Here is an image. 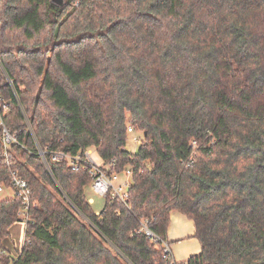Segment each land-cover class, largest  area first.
Masks as SVG:
<instances>
[{"label":"trees","instance_id":"1","mask_svg":"<svg viewBox=\"0 0 264 264\" xmlns=\"http://www.w3.org/2000/svg\"><path fill=\"white\" fill-rule=\"evenodd\" d=\"M0 122V185L32 202L12 251L0 199V264H168L139 230L166 240L173 210L202 245L179 264H264V0H0ZM90 147L132 171L99 214L89 172L39 154Z\"/></svg>","mask_w":264,"mask_h":264},{"label":"built area","instance_id":"2","mask_svg":"<svg viewBox=\"0 0 264 264\" xmlns=\"http://www.w3.org/2000/svg\"><path fill=\"white\" fill-rule=\"evenodd\" d=\"M4 108L7 109L5 105ZM2 124V122H1ZM129 131L134 132L133 128L130 126ZM5 143L8 144L15 139L7 129L3 130ZM140 141V139H138ZM94 147H90L79 151L78 153H71L64 150H40L39 154L44 159L45 163L49 166V159L52 162H66L68 165L76 171L81 169H86L92 176L91 186L95 193L103 196L107 199H117L122 202H126L129 198V188L131 186L132 171L126 170L123 172L125 179L122 180L121 173L110 172V164H105L104 161L98 162L93 156ZM96 150V149H95ZM97 152V151H96ZM7 162L9 163V157L6 153ZM11 187L14 193H17L22 199V208L19 212L21 221L27 224L31 219L30 210L32 206L31 202V190L29 188L28 182L21 178L17 171L12 170ZM7 188L4 185H0V191ZM25 226V227H26ZM140 232H144L149 238L155 241H161L163 244V249L166 255L168 264H179L173 255L170 242L166 239L163 240L161 237L156 235L148 225L147 220H143ZM26 233V232H25ZM25 242V241H24Z\"/></svg>","mask_w":264,"mask_h":264},{"label":"crops","instance_id":"3","mask_svg":"<svg viewBox=\"0 0 264 264\" xmlns=\"http://www.w3.org/2000/svg\"><path fill=\"white\" fill-rule=\"evenodd\" d=\"M20 224L24 229V234L21 236L22 238L18 237L19 230L17 233L13 230V225L10 229L11 240H13V242L10 240H7L6 242V246L12 248V251L13 246L21 248L24 244L23 241L25 240L26 225L24 222H20ZM167 239L170 242L175 259L179 262H186L191 256L199 254L202 251V245L196 237L194 221L178 210H173L171 212ZM16 241L17 244L15 243Z\"/></svg>","mask_w":264,"mask_h":264},{"label":"rangeland","instance_id":"4","mask_svg":"<svg viewBox=\"0 0 264 264\" xmlns=\"http://www.w3.org/2000/svg\"><path fill=\"white\" fill-rule=\"evenodd\" d=\"M67 1L68 0H64L63 4H65ZM4 111H7V109L4 108ZM0 124H1V122H0ZM143 136H144V134L141 131H134V132L129 133L127 149L130 152H136L140 146V141H138V139L141 140L143 138ZM93 156L97 159L98 162H100V163L102 162L99 154L96 152L95 149L93 150ZM19 158H20V156H19ZM121 178H122V180L125 179V175L123 173H121ZM85 192H86L87 198L90 201L94 211L98 214L101 213L104 206H105L106 198L95 193L91 185H88L86 187ZM14 194L15 193L12 189L5 188L3 191H0V199L11 198L14 196ZM20 222L22 223V221H19L13 226V230L16 233L19 230L18 237L22 238L21 236H22V234H24V229H23V226L20 224ZM24 241H23V243H24ZM15 243L17 244V241ZM22 246H21V248H22Z\"/></svg>","mask_w":264,"mask_h":264},{"label":"water","instance_id":"5","mask_svg":"<svg viewBox=\"0 0 264 264\" xmlns=\"http://www.w3.org/2000/svg\"><path fill=\"white\" fill-rule=\"evenodd\" d=\"M52 1L58 5H63V3H64V0H52Z\"/></svg>","mask_w":264,"mask_h":264}]
</instances>
